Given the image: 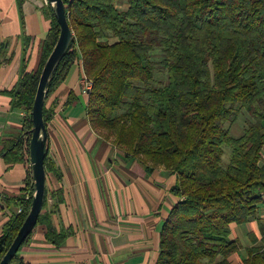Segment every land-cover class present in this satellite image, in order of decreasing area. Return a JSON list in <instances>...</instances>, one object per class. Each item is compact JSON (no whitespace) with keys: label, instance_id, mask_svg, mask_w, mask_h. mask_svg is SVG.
I'll use <instances>...</instances> for the list:
<instances>
[{"label":"trees","instance_id":"trees-1","mask_svg":"<svg viewBox=\"0 0 264 264\" xmlns=\"http://www.w3.org/2000/svg\"><path fill=\"white\" fill-rule=\"evenodd\" d=\"M63 1L74 40L47 87L46 125L53 116L49 98L81 59L93 81L86 107L92 129L149 170L163 167L176 175L171 192L179 200L162 226L155 264H233L229 258L240 245L231 239V224L256 218L264 203V0H129L126 10L114 0ZM47 8L52 21L40 66L9 92L12 107L26 111L21 133L4 148L9 163L30 161L32 107L60 34L52 5ZM156 47L167 82L150 86ZM236 106L253 117L239 137L224 127L236 119ZM225 146L231 148L226 166ZM46 151V171H54L48 143ZM33 193L30 166L26 185L11 202L17 211L0 236V261ZM47 203L46 190L38 223L9 264H27L20 250L40 224L54 246L73 233L54 226ZM259 228L263 245L249 248L238 264H264L261 221Z\"/></svg>","mask_w":264,"mask_h":264},{"label":"crops","instance_id":"crops-1","mask_svg":"<svg viewBox=\"0 0 264 264\" xmlns=\"http://www.w3.org/2000/svg\"><path fill=\"white\" fill-rule=\"evenodd\" d=\"M114 4L126 10L129 0ZM51 21L44 0H0V236L17 211L11 202L26 185L31 166L4 157L7 142L21 133L26 116L12 107L9 92L24 74L38 70ZM83 74L80 59L47 102L53 109L48 153L56 170L47 172L44 211L59 231L73 233L54 246L46 240V225L40 224L20 254L27 264H155L162 226L179 200L171 192L176 175L163 167L149 170L92 129ZM260 221L264 223V203L256 218L231 224V239L240 245L229 258L233 264L259 246Z\"/></svg>","mask_w":264,"mask_h":264},{"label":"water","instance_id":"water-1","mask_svg":"<svg viewBox=\"0 0 264 264\" xmlns=\"http://www.w3.org/2000/svg\"><path fill=\"white\" fill-rule=\"evenodd\" d=\"M60 25L58 40L50 53L40 76L35 100L32 107L33 127L29 142V157L33 179V197L28 215L18 230L10 247L0 261V264H9L19 251L24 241L30 236L38 223L46 195L47 171L45 167L46 144L48 128L44 120V105L47 87L58 64L64 58L74 40V32L70 27L63 0H49Z\"/></svg>","mask_w":264,"mask_h":264},{"label":"rangeland","instance_id":"rangeland-1","mask_svg":"<svg viewBox=\"0 0 264 264\" xmlns=\"http://www.w3.org/2000/svg\"><path fill=\"white\" fill-rule=\"evenodd\" d=\"M163 58L161 47H156L151 54L150 60L155 65L153 77L146 83L150 86H156L159 84H165L167 82V71L161 67L160 61ZM144 85L141 83V86ZM235 110L238 111V115L235 120L228 121L224 124V127L229 128L233 136L239 137L244 133V130L253 121L251 114L245 109L236 106ZM231 157V148L228 146L224 147V155L222 158L223 165H227ZM261 236V235H260ZM263 245V237L260 239L259 246Z\"/></svg>","mask_w":264,"mask_h":264},{"label":"built area","instance_id":"built-area-1","mask_svg":"<svg viewBox=\"0 0 264 264\" xmlns=\"http://www.w3.org/2000/svg\"><path fill=\"white\" fill-rule=\"evenodd\" d=\"M46 5L50 4L49 0H44ZM81 85L83 87V89L88 92L89 90H91L92 86H93V81L90 77H88L85 73L82 76V80H81ZM29 197V196H28ZM27 197V198H28ZM18 211L20 212L21 209L19 208Z\"/></svg>","mask_w":264,"mask_h":264}]
</instances>
